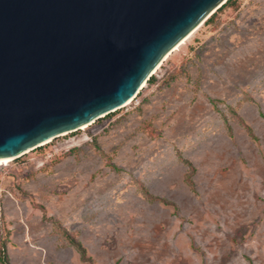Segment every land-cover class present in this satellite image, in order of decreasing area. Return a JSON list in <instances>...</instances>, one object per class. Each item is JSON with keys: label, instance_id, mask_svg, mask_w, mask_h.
Segmentation results:
<instances>
[{"label": "rangeland", "instance_id": "374dc122", "mask_svg": "<svg viewBox=\"0 0 264 264\" xmlns=\"http://www.w3.org/2000/svg\"><path fill=\"white\" fill-rule=\"evenodd\" d=\"M215 13L125 107L0 166L10 264H264V0Z\"/></svg>", "mask_w": 264, "mask_h": 264}, {"label": "water", "instance_id": "95a60500", "mask_svg": "<svg viewBox=\"0 0 264 264\" xmlns=\"http://www.w3.org/2000/svg\"><path fill=\"white\" fill-rule=\"evenodd\" d=\"M228 0H0V161L125 107Z\"/></svg>", "mask_w": 264, "mask_h": 264}, {"label": "trees", "instance_id": "16d2710c", "mask_svg": "<svg viewBox=\"0 0 264 264\" xmlns=\"http://www.w3.org/2000/svg\"><path fill=\"white\" fill-rule=\"evenodd\" d=\"M231 2H232V0H228L217 11L227 7ZM215 14L216 13H214L206 22L212 20L214 18ZM154 80L155 79L152 75L147 82H153ZM184 162L187 164L189 170L191 171V173L187 176L188 181L191 183L192 182L191 177H192V174L195 172V169L192 167V165L189 162H187V161H184ZM144 192H145V195L148 196V198L152 199V197H150L146 191H144ZM68 240H69V243L79 252L80 256L83 258L85 256V250L80 245V243L76 242L74 239H71L69 237H68ZM0 264H10V262L8 260V256H7V246H6L5 241L0 243Z\"/></svg>", "mask_w": 264, "mask_h": 264}, {"label": "bare ground", "instance_id": "6f19581e", "mask_svg": "<svg viewBox=\"0 0 264 264\" xmlns=\"http://www.w3.org/2000/svg\"><path fill=\"white\" fill-rule=\"evenodd\" d=\"M193 33H194V32H193ZM193 33H192L191 35H193ZM191 35H190V36H191ZM190 36H189V37H190ZM189 37H187L185 40H183V41H182L177 47H175L174 50L178 49L182 44H184V42H185L187 39H189ZM174 50H173V51H174ZM156 71H157V70H156ZM156 71H155V72H156ZM154 74H155V73H154ZM144 85H145V84H144ZM144 85H143V86H144ZM143 86H142V88H143ZM92 124H93V123H92ZM84 128H86V127H82L81 129H84ZM9 162H11V159H9V160H5V161H0V166H1V165L8 164Z\"/></svg>", "mask_w": 264, "mask_h": 264}]
</instances>
